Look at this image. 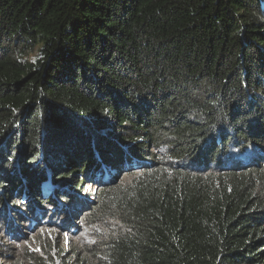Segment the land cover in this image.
Returning <instances> with one entry per match:
<instances>
[{
    "label": "trees",
    "instance_id": "obj_1",
    "mask_svg": "<svg viewBox=\"0 0 264 264\" xmlns=\"http://www.w3.org/2000/svg\"><path fill=\"white\" fill-rule=\"evenodd\" d=\"M105 215L61 264H264V0H0V252Z\"/></svg>",
    "mask_w": 264,
    "mask_h": 264
},
{
    "label": "rangeland",
    "instance_id": "obj_2",
    "mask_svg": "<svg viewBox=\"0 0 264 264\" xmlns=\"http://www.w3.org/2000/svg\"><path fill=\"white\" fill-rule=\"evenodd\" d=\"M130 176H121L120 182L128 181ZM83 212V211H82ZM81 212V213H82ZM77 219L82 220L80 215ZM77 232L67 234L51 227L37 226L28 233L26 240L18 242L14 237L5 235L1 246L7 255L0 252V264H61L62 257L73 258V252L82 254L85 249L103 244L114 237L121 228L116 216L105 215L79 223Z\"/></svg>",
    "mask_w": 264,
    "mask_h": 264
},
{
    "label": "clouds",
    "instance_id": "obj_3",
    "mask_svg": "<svg viewBox=\"0 0 264 264\" xmlns=\"http://www.w3.org/2000/svg\"><path fill=\"white\" fill-rule=\"evenodd\" d=\"M90 214H91V211H87V210H85V211H83V212L80 214V217L82 216V218L85 219V218H88V217L90 216Z\"/></svg>",
    "mask_w": 264,
    "mask_h": 264
}]
</instances>
